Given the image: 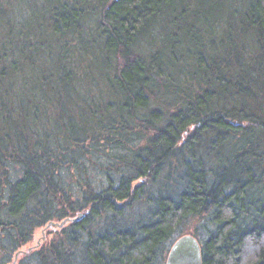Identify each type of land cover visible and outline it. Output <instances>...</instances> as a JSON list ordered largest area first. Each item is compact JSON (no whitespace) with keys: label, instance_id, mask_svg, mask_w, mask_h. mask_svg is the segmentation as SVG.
<instances>
[{"label":"trees","instance_id":"1","mask_svg":"<svg viewBox=\"0 0 264 264\" xmlns=\"http://www.w3.org/2000/svg\"><path fill=\"white\" fill-rule=\"evenodd\" d=\"M184 235L264 264V0H0V264H165Z\"/></svg>","mask_w":264,"mask_h":264},{"label":"water","instance_id":"2","mask_svg":"<svg viewBox=\"0 0 264 264\" xmlns=\"http://www.w3.org/2000/svg\"><path fill=\"white\" fill-rule=\"evenodd\" d=\"M165 264H202L198 241L191 235L177 239L169 249Z\"/></svg>","mask_w":264,"mask_h":264},{"label":"rangeland","instance_id":"3","mask_svg":"<svg viewBox=\"0 0 264 264\" xmlns=\"http://www.w3.org/2000/svg\"><path fill=\"white\" fill-rule=\"evenodd\" d=\"M37 5H39L38 2H37ZM100 149L101 150L99 152H96V151L93 152V157H92L93 160L96 159V161H99V162L111 160L109 158V156H110L109 153H112L111 149L108 151V148L103 147V146L100 147ZM105 152H107V153H105ZM95 168L93 167V169H95ZM55 224H56L55 227H51L48 225L47 227H41V228L34 229L32 232L30 241L25 246H23L21 248L23 250V252H25L26 250L28 252H30L34 248L44 247V246L48 245L52 240L56 239L60 234V230H59L58 226H60L61 223H55ZM198 230H200V229H198ZM8 264H19V262L14 261L12 263V261H11Z\"/></svg>","mask_w":264,"mask_h":264}]
</instances>
